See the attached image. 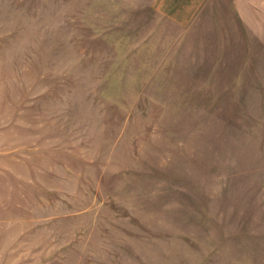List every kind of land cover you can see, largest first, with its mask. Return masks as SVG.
<instances>
[{
  "label": "rangeland",
  "instance_id": "1",
  "mask_svg": "<svg viewBox=\"0 0 264 264\" xmlns=\"http://www.w3.org/2000/svg\"><path fill=\"white\" fill-rule=\"evenodd\" d=\"M187 1L0 0V264H264V0Z\"/></svg>",
  "mask_w": 264,
  "mask_h": 264
},
{
  "label": "crops",
  "instance_id": "2",
  "mask_svg": "<svg viewBox=\"0 0 264 264\" xmlns=\"http://www.w3.org/2000/svg\"><path fill=\"white\" fill-rule=\"evenodd\" d=\"M175 1L176 0H171V2H172V6L169 8L170 10H172V12L174 13L173 14V16H176V12H178L179 10H181V12L183 13V15H185V13H187L186 11H188L189 9H193V7L191 6V3L189 2L188 3V1L186 2V3H184V4H186L185 6H182L181 7V9H179V8H176L175 7ZM189 8H188V7ZM191 7V8H190ZM178 14H179V12H178ZM168 15V14H167ZM185 22H187L186 20H182L180 23H185Z\"/></svg>",
  "mask_w": 264,
  "mask_h": 264
}]
</instances>
